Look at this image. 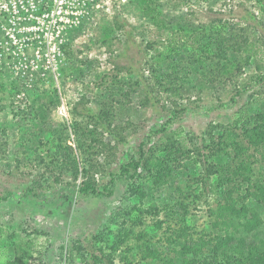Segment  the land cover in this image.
I'll return each instance as SVG.
<instances>
[{
	"label": "rangeland",
	"instance_id": "374dc122",
	"mask_svg": "<svg viewBox=\"0 0 264 264\" xmlns=\"http://www.w3.org/2000/svg\"><path fill=\"white\" fill-rule=\"evenodd\" d=\"M178 2L180 6L174 7ZM72 3V8H68L71 3L63 5V13L67 12L70 19L78 16L80 22L67 24L61 33V46L71 45L72 56L59 62L57 69L46 70L43 65L33 69L29 62L28 68H20L11 59H0V264H69L71 251L78 253L76 242L90 254L100 255L92 246L93 237L107 226L120 231L126 209L138 203L130 196L127 179L118 174L122 164L137 159L144 141L150 138L148 149L168 137L186 138L190 147L204 153L210 130L227 126L247 109L253 112L264 105V83H254L255 76H264V20L259 16V2L161 0V28L144 17L131 0ZM167 15L171 19L186 16L197 25L230 21L248 31L258 57L234 83L200 92L186 88L189 90L173 96L160 90L151 78L152 96L160 94L165 103V107L154 109L146 103L137 76L141 74L142 81L151 76L149 66L156 50H148L147 44L155 43L159 51L173 37L175 27ZM177 20L172 23L177 24ZM110 29L114 32L107 37ZM129 64L139 73L129 74L125 69ZM115 76L123 83L116 99L126 105L116 108L122 111L120 123L125 125L127 143L110 149L109 166L103 165L105 156L96 158L103 165L96 176L103 195L85 197L78 191L84 180L82 174L75 178L61 168V161L49 165L57 151L54 132L66 138L69 135L68 145L80 154L72 131L73 121L79 119L75 109L81 115L84 107L99 111L100 99L109 98L106 88ZM245 86L249 87L247 91L243 90ZM175 109L179 113L173 117ZM164 126L166 132L155 134ZM80 156L81 173L84 158ZM199 216L202 225L206 219L202 213ZM112 219L118 223L113 224ZM152 221L147 220L148 224ZM133 257L130 259L136 264L139 258ZM77 262L81 263L79 259ZM114 264L128 263L117 255Z\"/></svg>",
	"mask_w": 264,
	"mask_h": 264
},
{
	"label": "trees",
	"instance_id": "16d2710c",
	"mask_svg": "<svg viewBox=\"0 0 264 264\" xmlns=\"http://www.w3.org/2000/svg\"><path fill=\"white\" fill-rule=\"evenodd\" d=\"M131 1L154 26H163L161 0ZM254 1L261 6L263 21L264 0ZM166 18L175 27L173 37L159 51L155 43L147 44L148 50H156L149 66L151 76L145 81L141 74L137 76L146 103L154 109L165 107V103L160 94L152 96L151 78L160 90L173 96L188 91L186 88L200 92L234 83L258 57L248 31L230 21L197 25L186 16ZM177 19L180 21L174 25L172 21ZM113 32L108 30L107 37ZM64 50L72 56L71 45ZM125 69L129 74L139 73L131 64ZM113 79L106 88L109 98L100 99L99 111L84 107L81 115L75 109L79 119L73 121L72 131L80 154L68 145L69 135L66 138L54 132L57 151L49 165L61 161V168L75 178L82 174L78 191L85 197L103 195L98 189V171L103 165H111L108 157L112 147L127 143L125 125L120 123L122 111L116 108L126 105L116 99L123 83L117 76ZM254 80L259 85L264 83V76ZM247 110L229 125L210 130L204 153L190 147L186 138L168 137L148 149L150 138L144 141L137 159L122 164L118 174L127 179L130 196L138 203L126 209L120 231L107 226L93 237L92 246L100 255L90 254L76 242L78 253L71 251L69 264H79L78 259L80 264H114L117 255L128 264H134L131 255L139 258L136 264H264V105L253 112ZM172 113L176 117L179 111ZM166 131L164 126L155 134ZM78 155L84 158L81 173ZM100 155L105 156L103 165L96 159ZM199 213L206 219L202 225ZM150 218L153 224H148ZM111 222L117 224L118 220Z\"/></svg>",
	"mask_w": 264,
	"mask_h": 264
},
{
	"label": "built area",
	"instance_id": "2783aa9c",
	"mask_svg": "<svg viewBox=\"0 0 264 264\" xmlns=\"http://www.w3.org/2000/svg\"><path fill=\"white\" fill-rule=\"evenodd\" d=\"M69 3L72 8V0H0V59H11L20 68L29 62L33 69H57L67 58L61 33L67 24L80 22L63 13Z\"/></svg>",
	"mask_w": 264,
	"mask_h": 264
}]
</instances>
